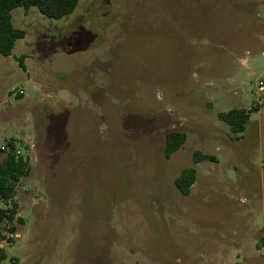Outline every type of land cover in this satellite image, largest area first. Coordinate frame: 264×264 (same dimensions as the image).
I'll return each mask as SVG.
<instances>
[{
	"label": "rangeland",
	"instance_id": "rangeland-1",
	"mask_svg": "<svg viewBox=\"0 0 264 264\" xmlns=\"http://www.w3.org/2000/svg\"><path fill=\"white\" fill-rule=\"evenodd\" d=\"M11 23L0 161L15 139L31 172L0 264H264V0H79ZM169 132L186 140L166 158Z\"/></svg>",
	"mask_w": 264,
	"mask_h": 264
},
{
	"label": "trees",
	"instance_id": "trees-1",
	"mask_svg": "<svg viewBox=\"0 0 264 264\" xmlns=\"http://www.w3.org/2000/svg\"><path fill=\"white\" fill-rule=\"evenodd\" d=\"M79 0H0V55L8 57L11 55L15 42L23 38L24 32L15 29L11 23V11L21 7L29 10L34 7L40 14L51 19H60L71 14L77 6ZM22 58L20 66H22ZM230 131L239 135L245 130V125L249 120V113L232 109L226 113L218 115ZM184 133L169 132L165 135L164 156L169 158L185 142ZM15 139L6 142L1 153L4 155L0 161V201L5 205L0 208V241L4 238L5 226L10 234L16 232V222H22L16 218L18 206L14 202L16 196L17 183L27 177L31 172L30 160L27 156L19 154ZM208 159L207 156L196 152L193 155V162L197 163ZM212 159V158H211ZM195 169L187 167L181 170L174 180L176 189L182 195H188L190 187L195 182ZM5 259V252L0 249V262Z\"/></svg>",
	"mask_w": 264,
	"mask_h": 264
},
{
	"label": "built area",
	"instance_id": "built-area-1",
	"mask_svg": "<svg viewBox=\"0 0 264 264\" xmlns=\"http://www.w3.org/2000/svg\"><path fill=\"white\" fill-rule=\"evenodd\" d=\"M20 93H21V92H20ZM2 149H4V147H3ZM263 217H264V215H263ZM262 230H263V232H264V227H263V229H262ZM10 235L12 236V234H10ZM2 241H3V240H2ZM0 242H1V241H0Z\"/></svg>",
	"mask_w": 264,
	"mask_h": 264
},
{
	"label": "crops",
	"instance_id": "crops-1",
	"mask_svg": "<svg viewBox=\"0 0 264 264\" xmlns=\"http://www.w3.org/2000/svg\"><path fill=\"white\" fill-rule=\"evenodd\" d=\"M30 81V80H29ZM26 97V96H25Z\"/></svg>",
	"mask_w": 264,
	"mask_h": 264
}]
</instances>
